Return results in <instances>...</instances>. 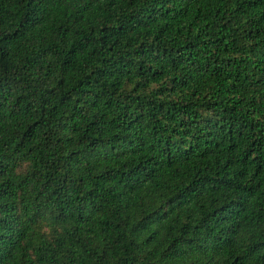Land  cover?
Instances as JSON below:
<instances>
[{"label": "trees", "instance_id": "1", "mask_svg": "<svg viewBox=\"0 0 264 264\" xmlns=\"http://www.w3.org/2000/svg\"><path fill=\"white\" fill-rule=\"evenodd\" d=\"M0 264H264V0H0Z\"/></svg>", "mask_w": 264, "mask_h": 264}, {"label": "rangeland", "instance_id": "2", "mask_svg": "<svg viewBox=\"0 0 264 264\" xmlns=\"http://www.w3.org/2000/svg\"><path fill=\"white\" fill-rule=\"evenodd\" d=\"M36 230L40 233V234H44L45 236H49L52 233V229L45 225V224H40L39 226H37Z\"/></svg>", "mask_w": 264, "mask_h": 264}]
</instances>
